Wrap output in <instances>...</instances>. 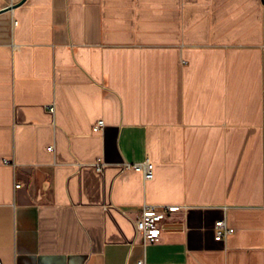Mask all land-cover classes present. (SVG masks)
<instances>
[{
  "label": "crops",
  "instance_id": "0c3cea01",
  "mask_svg": "<svg viewBox=\"0 0 264 264\" xmlns=\"http://www.w3.org/2000/svg\"><path fill=\"white\" fill-rule=\"evenodd\" d=\"M0 259L264 264V0H0Z\"/></svg>",
  "mask_w": 264,
  "mask_h": 264
},
{
  "label": "built area",
  "instance_id": "2783aa9c",
  "mask_svg": "<svg viewBox=\"0 0 264 264\" xmlns=\"http://www.w3.org/2000/svg\"><path fill=\"white\" fill-rule=\"evenodd\" d=\"M50 112L54 111L53 105L50 106ZM104 127L102 120H98L92 125V132H100ZM51 150V148H48ZM4 165L10 164L9 161L4 160ZM105 164L102 160L94 163V168L97 172H102ZM123 168L128 171L140 172L143 177L144 183L151 180L153 177V164L148 160L140 163H125ZM20 184H15V189L20 188ZM185 207L180 206H153L144 204L135 220V239L134 244L140 245L145 248L148 245L156 243L164 233L168 231H175L182 227L176 220V216L182 213ZM214 237L216 241H222L231 235L234 230L228 227L224 219L218 220L214 223ZM0 264H3L0 259ZM137 264H144L139 261Z\"/></svg>",
  "mask_w": 264,
  "mask_h": 264
}]
</instances>
